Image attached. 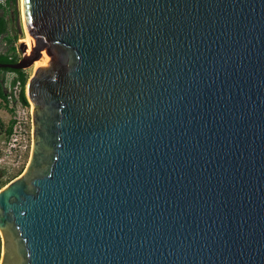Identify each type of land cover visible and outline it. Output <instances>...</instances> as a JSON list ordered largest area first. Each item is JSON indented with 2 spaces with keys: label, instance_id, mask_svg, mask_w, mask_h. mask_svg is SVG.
Segmentation results:
<instances>
[{
  "label": "water",
  "instance_id": "1",
  "mask_svg": "<svg viewBox=\"0 0 264 264\" xmlns=\"http://www.w3.org/2000/svg\"><path fill=\"white\" fill-rule=\"evenodd\" d=\"M21 6L33 147L0 264H264V0Z\"/></svg>",
  "mask_w": 264,
  "mask_h": 264
},
{
  "label": "built area",
  "instance_id": "2",
  "mask_svg": "<svg viewBox=\"0 0 264 264\" xmlns=\"http://www.w3.org/2000/svg\"><path fill=\"white\" fill-rule=\"evenodd\" d=\"M0 6L8 10V0H0ZM16 78L13 77L9 83L5 82L6 100L0 99V105L8 110L10 121L14 122L8 136H5L2 130L0 133V175H5L9 179L10 177L15 179L24 172L33 147V105L27 94V84L25 86L27 103L21 101L23 85Z\"/></svg>",
  "mask_w": 264,
  "mask_h": 264
},
{
  "label": "trees",
  "instance_id": "3",
  "mask_svg": "<svg viewBox=\"0 0 264 264\" xmlns=\"http://www.w3.org/2000/svg\"><path fill=\"white\" fill-rule=\"evenodd\" d=\"M8 3L10 5V7H12V6L16 7L18 5V0H8ZM0 8H1V6H0ZM8 27H9V22H8V20L6 18V14L0 15V37L5 35V34H8ZM6 41L8 43H10V44L13 43V39L11 37L6 39ZM14 51H15V48L13 47L7 55H3V54L0 55V62H2V63H12V62H14V60H11L10 56H9L10 53L14 52ZM0 72L1 73L11 72V73H15L16 74V77H17L16 80L21 81V83L23 85V90H22V93L20 95V99H21L22 102L27 103V98H26V93H25V86L28 83L29 75L26 74V72L23 71V70H13V69H8V68L0 69ZM5 82H6V79L3 77L2 81H0V99H3V100H6V94H5V91H4ZM13 123L14 122L11 120L7 126H3L2 127L3 132H5V136H8V134L11 132V128L13 126ZM12 179H14V177ZM10 181H12V180H10Z\"/></svg>",
  "mask_w": 264,
  "mask_h": 264
},
{
  "label": "rangeland",
  "instance_id": "4",
  "mask_svg": "<svg viewBox=\"0 0 264 264\" xmlns=\"http://www.w3.org/2000/svg\"><path fill=\"white\" fill-rule=\"evenodd\" d=\"M21 7H22L21 6V0H18V5L16 7H14V6L11 7L10 16L14 17V22L13 23L10 22V24H9L10 25V34H12V32H15L14 31V27H15L14 25H15L16 19L18 18V15H20L21 18L23 16ZM27 35H29V34L26 33V34L23 35V39L22 40L24 42H25V40H27L26 39L27 37H28V39L30 37V36H27ZM0 44L2 45V42H0ZM36 69H37V65L34 64L33 67L24 70L26 72V74L29 75L28 83H29L30 79L34 76ZM15 76H16V74L11 73V72H8V73H1L0 72V81H2V78L4 77L6 79V83H9V82H11V79L13 77H15ZM10 118H11V116H10L8 110L5 107H3L2 105H0V133H2V131H3L2 127L3 126H7L9 124ZM1 139H3V135L1 136ZM10 178L11 179L7 178L5 175H0V190L2 188H4L5 186H7L11 182L10 180H13L12 179L13 177H10ZM2 254H3V241H2V236H1V233H0V263H1V260H2Z\"/></svg>",
  "mask_w": 264,
  "mask_h": 264
},
{
  "label": "flooded vegetation",
  "instance_id": "5",
  "mask_svg": "<svg viewBox=\"0 0 264 264\" xmlns=\"http://www.w3.org/2000/svg\"><path fill=\"white\" fill-rule=\"evenodd\" d=\"M10 10H11L10 5H9V9L8 10L7 9H3L2 7L0 8V15L6 14V18H7L8 22H9V24H10V22H12V23L14 22V17L13 16H10ZM17 20H18V18L16 19V22H15V25H14L15 26L14 27V31L15 32H12V34H10V25H9V27H8V34H5V35H3V36L0 37V42H2V45L0 44V55H2V54L3 55H7L10 52V50L14 47L15 48V51L14 52H11L10 55H9L10 56V59L11 60H14V62H12V63H2V62H0L2 64H16L20 60H22V58H23V54H22V52L18 48L19 42H22L23 41L22 40L23 39V36L21 38L19 37L18 30H17ZM9 37H11L13 39V43L12 44H10V43H8L6 41V39H8ZM0 69H5V68H0ZM27 85H28V83H27Z\"/></svg>",
  "mask_w": 264,
  "mask_h": 264
},
{
  "label": "bare ground",
  "instance_id": "6",
  "mask_svg": "<svg viewBox=\"0 0 264 264\" xmlns=\"http://www.w3.org/2000/svg\"><path fill=\"white\" fill-rule=\"evenodd\" d=\"M21 9H22V7H21ZM23 13V12H22ZM25 29L27 30V27L25 26ZM26 33H27V31H26ZM28 34V33H27ZM27 36H29V35H27ZM27 40H25V42L27 43V45H28V52H30L31 53V55H32V58L34 59V61H35V65H37V67L39 66V62H38V60L35 58V56H34V52H33V47H32V43H31V38L29 37V39H28V37L26 38ZM36 72V71H35Z\"/></svg>",
  "mask_w": 264,
  "mask_h": 264
}]
</instances>
